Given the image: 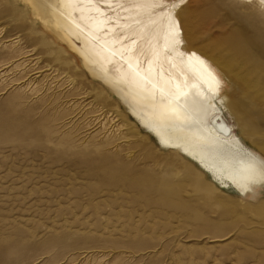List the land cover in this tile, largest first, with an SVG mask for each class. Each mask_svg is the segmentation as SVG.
<instances>
[{
	"label": "rangeland",
	"instance_id": "374dc122",
	"mask_svg": "<svg viewBox=\"0 0 264 264\" xmlns=\"http://www.w3.org/2000/svg\"><path fill=\"white\" fill-rule=\"evenodd\" d=\"M164 1L238 114L223 121L264 156V72L213 46L242 25L263 36L264 11ZM53 4L0 0V264H264V189L246 201L158 147L119 88L87 79Z\"/></svg>",
	"mask_w": 264,
	"mask_h": 264
},
{
	"label": "bare ground",
	"instance_id": "6f19581e",
	"mask_svg": "<svg viewBox=\"0 0 264 264\" xmlns=\"http://www.w3.org/2000/svg\"><path fill=\"white\" fill-rule=\"evenodd\" d=\"M205 1L211 12L227 2H249ZM252 1L264 11L261 0ZM181 6L172 8L164 0H54L52 15L80 68L91 74L87 79L98 77L119 88L129 118L158 147L208 177L212 187L254 201L264 189V156L223 121L224 114L230 119L238 114L220 97L209 62L182 40L177 17ZM257 12L256 19L263 14ZM249 30L242 25L215 38L213 46L248 72H264V35Z\"/></svg>",
	"mask_w": 264,
	"mask_h": 264
},
{
	"label": "snow or ice",
	"instance_id": "6c2138e0",
	"mask_svg": "<svg viewBox=\"0 0 264 264\" xmlns=\"http://www.w3.org/2000/svg\"><path fill=\"white\" fill-rule=\"evenodd\" d=\"M261 3H264V0H261Z\"/></svg>",
	"mask_w": 264,
	"mask_h": 264
}]
</instances>
